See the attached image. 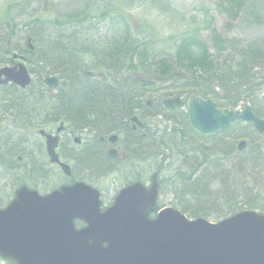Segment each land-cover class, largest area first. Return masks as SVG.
Returning <instances> with one entry per match:
<instances>
[{"label":"rangeland","instance_id":"rangeland-1","mask_svg":"<svg viewBox=\"0 0 264 264\" xmlns=\"http://www.w3.org/2000/svg\"><path fill=\"white\" fill-rule=\"evenodd\" d=\"M43 29L46 31L59 29L63 40L68 39L71 43L76 44V47L83 48L78 56L80 61L85 63V74L103 72L104 76L106 74L118 77L130 76L141 81L142 84L137 86L143 92V97L139 99L142 108L133 111L134 121L136 118L142 119L140 127H137V130L134 126L128 127L132 132H139L138 130L144 132L141 136L145 139H136V144L140 145L139 148L142 147L141 156L138 159H132L127 154L125 161L118 164L119 167L111 168L108 164L109 171L102 175L89 170L82 171L73 177V182H83L97 190L101 195L100 200H102L103 206L107 207L121 188L134 181L148 185L151 175L157 174L160 186L156 203L158 209L172 207L181 211L188 219L199 217L210 223L242 211V209H238L241 207L239 203L242 202V199L238 200L237 197L235 206L221 207L218 210L205 208L193 214L191 207L194 206L188 204V199L185 194H182L186 189H183L180 180H183V172L189 170L186 165L190 166V169L196 168L198 174L204 172V169L208 172L209 167H219L220 161L213 160L211 162L210 157L207 156L208 159L205 156L202 157L199 150L202 146L213 149L215 145L226 143L223 146L224 150L229 148L237 153L235 151L237 143L246 141L247 148L242 154L246 155L247 159L250 156L252 158L256 142L260 141L261 137L250 124L236 122L223 133L221 138H217L218 141L206 140L198 137L189 128L185 108L164 110L161 114H157L162 100L180 96L185 101L190 95V91L171 90V87H178V85L162 83L161 76L158 75L160 72H157L154 64H157L159 60H170L167 64L172 62L174 65V53L182 38L194 36L203 44L211 43L213 45V40H210V37L214 33L227 40V49L231 52L236 51V62H238L247 49L259 48L264 45V0H0L1 39H10V44L24 46L25 49H28V45H23L24 36L31 37L32 32L40 31L41 33ZM31 39L28 44L35 43L32 37ZM123 40L128 45L127 49L138 47L134 56L135 63L139 67L135 74H126L128 72L125 73L121 70V64H117L115 67H113L114 65L110 67L106 63L96 64L102 62L101 58L106 56V53L112 48L115 47L117 51ZM67 47H69L68 43ZM95 50L101 52L100 59L93 57ZM262 52H264V48ZM182 58V66L184 63H190L187 60L186 51L182 54ZM7 61L4 58L0 67L10 66L16 62H21L26 66L24 60L12 63ZM259 64L261 67L254 71L256 78L252 81L256 86L255 89L250 96L243 95L237 99L238 104L233 110L240 111L249 107L256 116L264 121V116L257 110H264V58ZM31 76L33 81H37L36 77ZM112 77H107L106 82H112ZM92 78L101 79L95 75ZM153 79L160 80L152 83L147 82ZM45 88L47 89V87ZM52 89L45 93L46 99L50 95L54 96L58 93L57 88ZM2 93L1 99H8L15 95L9 89ZM204 99L214 101L211 97ZM147 100H150L149 107L144 105ZM255 101L257 104L261 103V106H257V109L253 110ZM1 105L0 103V209L8 204L14 191L20 185L44 195L69 182L56 167L49 166L45 158L44 141L38 135L39 130L52 133L60 122H46V119L43 124L34 122L35 125L29 128L17 125L11 121L9 113L6 114L1 110ZM255 111L260 115H257ZM136 126L139 124L136 123ZM67 129V134L70 132L71 137L67 139L63 135L64 143L69 144L76 137L81 139L82 147L91 141L99 142V139H95L94 134L88 130ZM119 138L126 143L127 140L123 136ZM64 143H62L60 151L61 149L65 150ZM156 146L158 148L154 149ZM147 147H149L147 154L151 155L148 157L143 153L145 149L148 151ZM194 149L197 151L194 152ZM136 150L139 151L137 148ZM157 151L159 153L153 156ZM186 151L189 152L186 153ZM105 152L104 148L103 154ZM26 153L31 155V159H27ZM234 158L235 156L232 154L230 157L221 159L224 163L221 164L220 169L230 170L227 168L229 165L225 164L235 163ZM184 163L185 166H183ZM248 183L249 185L253 183L251 178L246 179L242 176L239 179L236 178V185L239 186L236 187V194L240 191L243 193L242 190L249 193ZM263 187L264 172L261 174L260 182L257 181L256 185L251 187L250 192L257 194ZM216 189H219V183L213 184L209 188L211 191ZM260 197L258 201L264 206V195ZM252 201L257 202V199ZM244 210L264 214V210ZM0 264L7 263L0 260Z\"/></svg>","mask_w":264,"mask_h":264},{"label":"water","instance_id":"water-1","mask_svg":"<svg viewBox=\"0 0 264 264\" xmlns=\"http://www.w3.org/2000/svg\"><path fill=\"white\" fill-rule=\"evenodd\" d=\"M30 82L21 64L0 69V85L24 89ZM45 84L55 88L58 80L46 78ZM163 105L180 108L182 102L175 98ZM185 107L189 126L200 136L223 132L234 120L250 122L264 134V122L249 108L222 113L196 95L188 97ZM39 133L50 163L70 176L55 154L58 136ZM115 139L109 137V142ZM245 148V142L236 146L238 152ZM106 156L113 159L117 154L111 149ZM156 178L151 176L148 190L140 182L122 188L103 212L99 193L83 183L61 186L45 196L21 186L0 211V256L14 264H264V216L242 212L210 224L189 221L165 208L150 220L149 214L156 211ZM75 221L85 226L76 230Z\"/></svg>","mask_w":264,"mask_h":264},{"label":"trees","instance_id":"trees-1","mask_svg":"<svg viewBox=\"0 0 264 264\" xmlns=\"http://www.w3.org/2000/svg\"><path fill=\"white\" fill-rule=\"evenodd\" d=\"M31 37L35 42L32 51H28L24 46L10 44V39L0 38V64L4 58L8 60V63H11L12 54H17L23 58L28 72L37 80L32 82L26 92L21 94L22 96L15 94L0 101L1 110L4 112L14 111L16 117L13 122L21 123L23 126L28 124L25 118L29 117V122L34 125V122L43 124L46 117V122L62 121L75 130H88L94 134L95 139L112 132L120 133L127 140L125 148L130 158H139L142 147L139 148L140 145L136 144V139L143 140L141 134L144 132L141 130L132 132L129 128L134 126L135 130L138 129L136 123L132 122V117H134V110L142 108L139 99L143 97V92L140 87H137L142 85L141 81L130 76L112 75V82H102L87 76L84 73L85 63H82L78 56L83 48L76 47V44L71 43L68 39L63 40L59 29L48 31L43 29L41 33L40 31L32 32ZM211 39L213 45L211 43L203 44L194 36L184 37L177 44L174 65L172 62L167 64L170 60H159L154 66L157 72H160L158 75L161 76L162 83L178 85V87H171V90L190 91L203 99L211 97L220 109L232 110L238 104L237 99L243 95L250 96L256 87L252 81L256 78L254 71L261 67L259 63L264 58V52H262L264 45L262 44L263 46H259V48L247 49L244 56L236 62V51H228L225 38L214 33L210 37ZM67 43L69 47H67ZM127 46L126 41L123 40L117 51L114 47L102 58L101 52L95 50L93 57L102 59V62L96 64L106 63L110 67L121 64V70L125 73L128 72L126 74H135L139 67L135 63L134 56L138 47L127 49ZM184 51H186L187 60L190 63H184L182 66ZM45 76H56L61 85L57 89L58 93L52 97L50 95L47 99L45 93L49 90L44 89L43 77L45 78ZM153 80L147 82L159 81L158 79ZM257 106H261V103L257 104L255 101L253 110L257 109ZM160 110L163 111L161 108ZM257 110L264 116V110ZM161 111H157V114H161ZM259 113L256 112L257 115H260ZM259 136L261 139L256 142L252 158L250 156L246 159V155L235 154L229 148L224 150L223 146L226 143H223L215 145L213 149L204 150L209 157L215 158L217 162L220 161L219 167H209L208 172L204 169V172L198 174L196 168L190 169V166L186 165L189 170L184 171L183 180H179L183 189H186L182 194H185L188 199L187 203L194 206L191 207V213H198L205 208L218 210L221 207L235 206L237 197L238 200L242 199V202L239 203L241 207L238 209L264 210V206L258 201L260 196L264 195V187L257 194L250 192L251 187L256 185L257 181L260 182L261 174L264 172V136ZM221 137L218 136L215 140L218 141L217 138ZM64 147L67 152H62L61 156L72 165L71 181L76 174L82 171L89 170L102 175L108 170L107 161L104 160L103 151L98 142L91 141L81 149L68 146L65 143ZM157 148V146L154 147V149ZM145 150L143 153L146 154V157L151 156L147 154L149 147H147L148 151ZM199 150L203 153L202 147ZM188 152L186 151V153ZM158 153L159 151L153 156ZM232 154L235 156V163L225 164L229 165L227 168L230 170H221V164L224 162L216 158L224 159ZM25 156L28 160L31 159V155L26 153ZM241 176L252 179L253 183L247 184L250 187L247 189H250L249 193L242 190L243 193L240 191L236 194V187H239L236 185V178L239 179ZM217 183H219V189L209 190L211 185ZM256 199L257 202L252 201Z\"/></svg>","mask_w":264,"mask_h":264},{"label":"flooded vegetation","instance_id":"flooded-vegetation-1","mask_svg":"<svg viewBox=\"0 0 264 264\" xmlns=\"http://www.w3.org/2000/svg\"><path fill=\"white\" fill-rule=\"evenodd\" d=\"M9 87H11V86L10 85L5 86V88H9ZM1 89H4V88H1L0 87V91H1ZM13 92L15 94H20V96H22L21 94L24 93V92H26V89H24V90L14 89ZM2 94L3 93L0 92V95H2ZM0 99H1V97H0ZM2 100H4V98L1 99L0 101H2ZM5 113L6 114L9 113V117H10L11 121L13 122V119L16 117V113L14 111H9V112H5ZM25 119H26V122L28 123L26 127H28V128L31 127L33 124H32V122H29V117L28 118H25ZM46 119L47 118L45 117L44 120H46ZM13 123H15L17 125H22L21 123H16V122H13ZM37 127L40 128L39 125H37ZM67 128H69V126H66V128H64V130L60 133V144H59V147L62 145L63 135H65L67 139H69L71 137L70 136L71 135L70 132H69V134H67V130H68ZM99 142L101 143V147H103V149L105 148L106 150H108L109 148L114 147V148L117 149V151L119 152V154H121V155L124 154L123 156H125L123 159H114V160H110V159L104 158V160L107 161V164H109L111 166V168L112 167H114V168L119 167L118 164L122 163V161H125V159H126V151L123 148V143H125V141L123 142L121 138H118V140H117V142H116V144L114 146L109 145L102 138H100ZM58 151H59V148H58Z\"/></svg>","mask_w":264,"mask_h":264}]
</instances>
